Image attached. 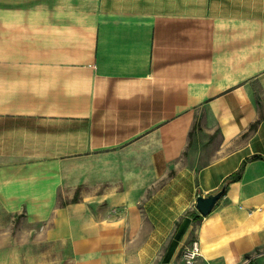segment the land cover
<instances>
[{
    "label": "crops",
    "instance_id": "1",
    "mask_svg": "<svg viewBox=\"0 0 264 264\" xmlns=\"http://www.w3.org/2000/svg\"><path fill=\"white\" fill-rule=\"evenodd\" d=\"M9 2L0 264H264V0Z\"/></svg>",
    "mask_w": 264,
    "mask_h": 264
},
{
    "label": "built area",
    "instance_id": "2",
    "mask_svg": "<svg viewBox=\"0 0 264 264\" xmlns=\"http://www.w3.org/2000/svg\"><path fill=\"white\" fill-rule=\"evenodd\" d=\"M161 264H213L203 257L200 242L197 238L184 244L176 261H168Z\"/></svg>",
    "mask_w": 264,
    "mask_h": 264
},
{
    "label": "water",
    "instance_id": "3",
    "mask_svg": "<svg viewBox=\"0 0 264 264\" xmlns=\"http://www.w3.org/2000/svg\"><path fill=\"white\" fill-rule=\"evenodd\" d=\"M226 184L223 183L222 186L213 193L203 195L198 193L195 197V207L198 212L202 215L207 214L216 204L217 200L224 193Z\"/></svg>",
    "mask_w": 264,
    "mask_h": 264
},
{
    "label": "rangeland",
    "instance_id": "4",
    "mask_svg": "<svg viewBox=\"0 0 264 264\" xmlns=\"http://www.w3.org/2000/svg\"><path fill=\"white\" fill-rule=\"evenodd\" d=\"M9 1H12V3H20L21 1H25V0H0V4L1 3H10ZM253 96H254V98H255V100L257 101H259V100H261V101H263L264 100V95L262 96L260 93H253ZM261 112H264V109H262L261 110ZM0 221H3V222H5V219H0ZM14 226V228L15 227H19L20 226V223L19 222H14V224H13ZM5 226L6 227H9L8 226V222H5Z\"/></svg>",
    "mask_w": 264,
    "mask_h": 264
},
{
    "label": "trees",
    "instance_id": "5",
    "mask_svg": "<svg viewBox=\"0 0 264 264\" xmlns=\"http://www.w3.org/2000/svg\"><path fill=\"white\" fill-rule=\"evenodd\" d=\"M258 123V120H255L250 124L249 129H254L256 127V124ZM241 171V166L233 173H231L224 181L223 183L227 184L228 181L235 180L239 177Z\"/></svg>",
    "mask_w": 264,
    "mask_h": 264
}]
</instances>
